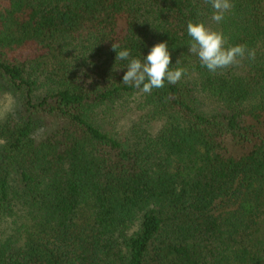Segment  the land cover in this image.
<instances>
[{"label": "trees", "instance_id": "16d2710c", "mask_svg": "<svg viewBox=\"0 0 264 264\" xmlns=\"http://www.w3.org/2000/svg\"><path fill=\"white\" fill-rule=\"evenodd\" d=\"M231 3L0 0V264H264V0ZM189 21L255 58L209 72ZM160 42L181 80L123 84L112 44Z\"/></svg>", "mask_w": 264, "mask_h": 264}, {"label": "clouds", "instance_id": "9594fccd", "mask_svg": "<svg viewBox=\"0 0 264 264\" xmlns=\"http://www.w3.org/2000/svg\"><path fill=\"white\" fill-rule=\"evenodd\" d=\"M206 2L213 9L211 20L217 24L222 22L225 14L233 8L231 0H206ZM187 35L191 38L188 45L190 54L197 56L201 66L209 72L216 73L217 70L238 65L246 55L249 59L255 58V51L247 49L245 45L225 47L226 39L223 33L211 30L203 22L189 21ZM118 47L112 44L116 52V61H127V71L123 75L122 83L135 87L141 93L150 94L153 89L164 87L165 81L175 84L185 73L183 68L175 70L170 68L171 55L167 42L155 44L144 56L143 61L130 58L128 49L117 52Z\"/></svg>", "mask_w": 264, "mask_h": 264}, {"label": "rangeland", "instance_id": "374dc122", "mask_svg": "<svg viewBox=\"0 0 264 264\" xmlns=\"http://www.w3.org/2000/svg\"><path fill=\"white\" fill-rule=\"evenodd\" d=\"M15 100V97H13L10 93L0 89V119L3 118L13 106H15ZM123 115L118 112L119 120L115 122L113 119L111 121V124H113L112 128L119 132H125L129 127L128 122H133L137 118L136 114H133L132 116L129 114Z\"/></svg>", "mask_w": 264, "mask_h": 264}]
</instances>
